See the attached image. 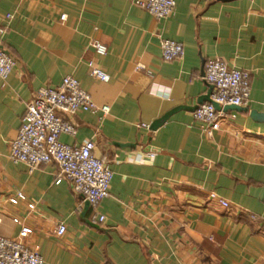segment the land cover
Wrapping results in <instances>:
<instances>
[{"label":"crops","instance_id":"obj_1","mask_svg":"<svg viewBox=\"0 0 264 264\" xmlns=\"http://www.w3.org/2000/svg\"><path fill=\"white\" fill-rule=\"evenodd\" d=\"M0 29L2 50L16 61L0 80L1 237L30 228L25 241L43 264H264V119L251 118L264 114V0H175L166 19L131 0H0ZM162 40L182 44V59L164 62ZM209 59L250 77L248 104L219 111L210 135L192 118L208 91ZM65 76L110 109L58 114L76 130L59 141L92 140L113 174L95 209L67 181L55 183L56 164L30 172L8 159L26 105ZM178 107L187 109L156 131L140 127ZM17 194L24 200L12 204Z\"/></svg>","mask_w":264,"mask_h":264},{"label":"built area","instance_id":"obj_2","mask_svg":"<svg viewBox=\"0 0 264 264\" xmlns=\"http://www.w3.org/2000/svg\"><path fill=\"white\" fill-rule=\"evenodd\" d=\"M131 4L156 19L168 18L175 8V0H131ZM6 17L11 18L9 15ZM64 19L62 15L61 20ZM4 33L5 30L0 29V37ZM91 46L99 56L106 54V47L99 42H93ZM160 54L164 62L178 61L182 59L184 49L180 43L162 40ZM15 64V59L2 50L0 43L1 81L7 80ZM89 67L94 78L109 81V76L103 70L92 64ZM249 78L247 71L229 68L219 59H209L204 64L203 79L213 86L210 100L221 108L248 104ZM212 103H204L192 113L193 120L203 124L208 135L218 129V118L221 116ZM109 110L108 106H97L81 88L79 81L71 76L63 77L58 86L42 87L26 105L17 135L9 142L8 159L14 164L26 165L30 172L43 164H56L58 175L55 183L67 181L72 191L95 209L108 197L113 174L104 160L94 156L95 144L92 140H86L77 147L59 141L61 135L74 136L76 130L58 114L73 116L77 112H91L104 117ZM140 127L149 129V125L145 124ZM148 157L152 158L153 154ZM19 200H24L22 194H17L10 201L16 204ZM221 205L227 207L226 202L221 201ZM28 208L33 209V205L29 204ZM98 221L103 222L104 217L100 216ZM14 222L18 223V220L14 219ZM31 233L30 228L23 226L15 238L0 236V264H43L39 252L30 248L25 241ZM64 233V225L59 224L56 235Z\"/></svg>","mask_w":264,"mask_h":264},{"label":"water","instance_id":"obj_3","mask_svg":"<svg viewBox=\"0 0 264 264\" xmlns=\"http://www.w3.org/2000/svg\"><path fill=\"white\" fill-rule=\"evenodd\" d=\"M212 91H213V86L212 85H209L208 86V91L207 93L202 96L198 102H197V106H195L193 108V110H196L199 106L198 105H201L203 103H212L211 100H210V96L212 94ZM213 107L215 108L216 111H241L243 110L241 107H237V106H225L223 108H221L218 104H215V103H212ZM183 109H187L185 107H178V108H175L171 111H169L168 113H166L164 116H162L161 118H159L158 120L154 121L151 123L150 127H149V130L151 131H156L160 126H162L168 119L169 117L174 114L175 112L179 111V110H183ZM247 108H245L246 110ZM251 118L255 119L256 121H261L264 119V114H259L255 111H252L251 112Z\"/></svg>","mask_w":264,"mask_h":264}]
</instances>
